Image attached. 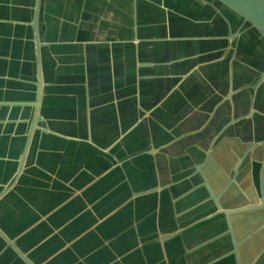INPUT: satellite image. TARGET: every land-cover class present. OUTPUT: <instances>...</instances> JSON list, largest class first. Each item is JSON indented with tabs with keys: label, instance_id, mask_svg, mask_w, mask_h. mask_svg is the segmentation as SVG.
Here are the masks:
<instances>
[{
	"label": "crops",
	"instance_id": "0c3cea01",
	"mask_svg": "<svg viewBox=\"0 0 264 264\" xmlns=\"http://www.w3.org/2000/svg\"><path fill=\"white\" fill-rule=\"evenodd\" d=\"M200 1L223 27L179 0H0V264H236L201 171L223 206L257 201L238 160L264 45ZM257 213L230 214L239 264H264Z\"/></svg>",
	"mask_w": 264,
	"mask_h": 264
},
{
	"label": "water",
	"instance_id": "95a60500",
	"mask_svg": "<svg viewBox=\"0 0 264 264\" xmlns=\"http://www.w3.org/2000/svg\"><path fill=\"white\" fill-rule=\"evenodd\" d=\"M36 1V6L38 3V0ZM206 2L210 3L213 7H215L220 16L223 18L225 21L226 25L228 26V35L231 37L233 40H236L238 33L241 30L248 29L250 30L257 38L262 42L264 45V0H205ZM38 27L37 24H35V16L33 20V25L32 29L34 30V38H35V44L37 46V37L36 31L38 32ZM40 38H38L39 41ZM41 40V39H40ZM36 57H37V49H36ZM37 62V58H36ZM38 64V63H37ZM262 74H259L253 79V83L259 79V77ZM37 82L39 81V77H37ZM249 95L250 94H240L239 96V102H247L249 101ZM263 98H261L262 100ZM217 100V99H216ZM215 100V101H216ZM36 106V102L33 103ZM230 107H233V104L230 105ZM229 108V105H228ZM230 118V117H229ZM209 122H215V121H209ZM224 124L223 121H220V123L216 126L214 131H219L221 133V130L226 126H223ZM222 125V126H221ZM222 127V128H221ZM218 129V130H217ZM220 129V130H219ZM217 133V132H216ZM261 144L257 146L258 144ZM205 154V153H204ZM250 158L255 161H259V167H258V174H257V190H258V197L257 201H251L247 200V202L239 204L237 206H223L220 201H218L219 197L216 193L213 192L211 187L206 181V178L204 177V174L201 171L202 175V182L210 196L213 202V206L217 208L218 212L223 213L224 218L226 219V224H227V231L231 234V239H232V252L235 256L236 264H239V249H238V242L240 239H237L234 237L232 234V227L230 223V214L233 212H238L246 209H251V208H257L258 210L261 211V214H264V138L258 142L254 141V143H250L249 146L246 148L244 146L243 151L241 152L240 159L238 160L239 162L242 161V158ZM22 163V157L18 161V168H16V172L19 171ZM246 164L242 165V169L246 171L245 169ZM243 171V172H244ZM13 179V178H12ZM12 179L9 180L5 185L0 186V190L4 189L7 187V185L11 184ZM252 197V196H251ZM249 198V197H248ZM250 199V198H249ZM258 214L257 219H261L262 215L260 213ZM261 222H264V219L261 220ZM260 223V222H259ZM256 227V226H255ZM255 227L247 231L243 234L242 239L247 240L249 236L252 234V231L255 229ZM258 229H255V231ZM253 231V232H255ZM170 234H167L164 237H167ZM262 237V236H261ZM10 245L11 243L8 242ZM17 251V250H16ZM18 252V251H17Z\"/></svg>",
	"mask_w": 264,
	"mask_h": 264
},
{
	"label": "rangeland",
	"instance_id": "374dc122",
	"mask_svg": "<svg viewBox=\"0 0 264 264\" xmlns=\"http://www.w3.org/2000/svg\"><path fill=\"white\" fill-rule=\"evenodd\" d=\"M173 1V0H172ZM181 2L182 8H190L193 9L198 13V12H205V11H210L211 16H212V26H211V30H218L219 28L223 27V23L222 20L219 18L218 14L215 12V10H213L211 8L210 5L200 1V0H179ZM244 31V30H243ZM243 34V41H242V46L246 49H249L250 52L255 51L258 46H259V42L256 39V37L249 31V30H245L244 32H242ZM262 43V42H261ZM248 46V47H246ZM256 48V49H255ZM256 52V51H255Z\"/></svg>",
	"mask_w": 264,
	"mask_h": 264
},
{
	"label": "flooded vegetation",
	"instance_id": "af4514ba",
	"mask_svg": "<svg viewBox=\"0 0 264 264\" xmlns=\"http://www.w3.org/2000/svg\"><path fill=\"white\" fill-rule=\"evenodd\" d=\"M252 58H253V56H251V55H245L246 61L250 60L249 62H252ZM243 71H246L249 75L253 76L254 73L252 71H255V67L252 65H248L246 67V69ZM252 82H253V79L251 80V83ZM247 88H248V86L241 87L240 90L243 91L245 94V91H247ZM257 110L258 111L254 112L256 115L255 116H254V114L252 115L254 118L253 123L249 125V128L252 129L251 134L253 135V138H251L250 141L248 140L249 143H254V141L258 142L264 138V133H263L262 137L259 138L260 129H261L262 125L264 124V102L261 105V109H257ZM243 120H246V119L244 118ZM244 127L247 128V125H244ZM259 145H261V144L259 143L257 146H259Z\"/></svg>",
	"mask_w": 264,
	"mask_h": 264
},
{
	"label": "trees",
	"instance_id": "16d2710c",
	"mask_svg": "<svg viewBox=\"0 0 264 264\" xmlns=\"http://www.w3.org/2000/svg\"><path fill=\"white\" fill-rule=\"evenodd\" d=\"M256 76H257V74H255L254 79H255ZM260 131L262 132V134L264 133V124L262 125ZM249 132H252V129H251V128H250V131H249ZM242 170H243V169H242ZM243 171H244V170H243ZM244 172H245V171H244ZM244 172H242V173H244ZM262 234H264V233H262Z\"/></svg>",
	"mask_w": 264,
	"mask_h": 264
}]
</instances>
